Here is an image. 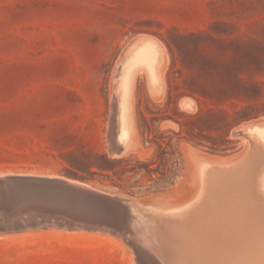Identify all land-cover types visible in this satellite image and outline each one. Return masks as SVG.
Here are the masks:
<instances>
[{"label":"rangeland","instance_id":"374dc122","mask_svg":"<svg viewBox=\"0 0 264 264\" xmlns=\"http://www.w3.org/2000/svg\"><path fill=\"white\" fill-rule=\"evenodd\" d=\"M147 37L163 52L161 88H151L144 70L136 74L135 139L115 156L117 80L127 54ZM208 69L260 87L258 99L239 101L257 105L260 115L231 130L226 150L208 148L216 131H205L211 138L184 137L199 131L189 115L216 107L189 88L210 82L201 75ZM185 100L194 107L183 106ZM250 122H264V0H0V174L64 176L143 201L181 204L197 191L196 158L241 155L248 143L233 131ZM178 131L181 164L170 189L149 190L152 182L132 172L83 179L70 170L68 160L83 152L125 157L130 166L150 160L158 150L150 139ZM257 150L236 174L215 176L204 200L176 223L175 248L151 259L137 258L130 244L107 231L19 224L0 226V264H264V195L256 181L264 152Z\"/></svg>","mask_w":264,"mask_h":264},{"label":"water","instance_id":"95a60500","mask_svg":"<svg viewBox=\"0 0 264 264\" xmlns=\"http://www.w3.org/2000/svg\"><path fill=\"white\" fill-rule=\"evenodd\" d=\"M183 106L194 107V104L185 100ZM257 123L264 124L250 122L233 131L248 144L241 157L230 161L228 166H242V170L255 155L261 154L257 151L252 131ZM119 134L120 131H110V151L115 156H122L128 149L119 141ZM262 158L260 171L264 172ZM205 161L204 157L196 158V169ZM210 163L211 166L218 164ZM223 174L236 173L225 171L217 175ZM173 208L170 199L143 201L64 176L0 174V226L22 224L107 231L130 244L137 258L151 257L175 244V219L171 215L163 217L162 212Z\"/></svg>","mask_w":264,"mask_h":264},{"label":"trees","instance_id":"16d2710c","mask_svg":"<svg viewBox=\"0 0 264 264\" xmlns=\"http://www.w3.org/2000/svg\"><path fill=\"white\" fill-rule=\"evenodd\" d=\"M204 78H211L210 82L194 83L189 88L192 94H199L216 104V107L204 110L200 107L195 114L188 116L194 127L199 131H187L184 137L190 141L197 138H211L205 131H216L218 138H213L212 145H207L212 151H219V148L226 147L232 141L228 138L231 130L245 121L257 118L261 111L258 106L252 103H239V101L258 99L257 93L260 87L239 75L222 71L221 69L201 71ZM195 96V95H194ZM171 97V94H170ZM199 100L200 98L197 97ZM181 126L182 121L176 120ZM193 130V129H191ZM182 131L157 133L152 139L157 146L156 157L150 160H137L132 166L131 161L125 157H112L106 152L87 154L82 156L74 155L75 158L69 159L71 171L78 177L90 179V176L101 174L111 176L110 173L118 175L120 178L127 172L131 175L139 174L140 179L147 177L152 183L148 186L149 190L163 191L170 189L176 182L181 164L180 154H177V142L182 137ZM218 139V140H217ZM72 155V154H71ZM85 173V174H84ZM130 177L126 176V180ZM137 180V182L140 181ZM124 180V179H121ZM126 182V181H125ZM121 185V183H116ZM123 186V185H121ZM132 188L134 185H126Z\"/></svg>","mask_w":264,"mask_h":264},{"label":"bare ground","instance_id":"6f19581e","mask_svg":"<svg viewBox=\"0 0 264 264\" xmlns=\"http://www.w3.org/2000/svg\"><path fill=\"white\" fill-rule=\"evenodd\" d=\"M156 41V40H155ZM152 39L144 38L141 39V42L137 43L127 54L126 59L122 63L119 78L117 80V95L115 100V111L116 116H114L113 120V127L112 131H120V134L118 136L119 141L121 143H124L126 145V148H130L133 146L134 142V121H133V115H132V90H133V83L134 79L136 77V74L140 70H144L147 74L149 84L153 90H158L161 88V72H160V66H162V51L161 46H159L156 42ZM164 55V54H163ZM116 89V88H115ZM113 105V104H112ZM113 110V112H114ZM253 131V137L256 143V147L261 149V152H264V124H256ZM247 148V146H246ZM244 149V152L246 150ZM258 151V150H257ZM260 151V150H259ZM243 154V153H242ZM241 154V155H242ZM241 155H237L236 158H217V159H210L205 158L206 161L202 162L199 167H197V177H198V187L197 191L195 192L194 196L184 203L178 204L173 203L174 208L173 209H163V217H166L167 215H171L172 219H175L174 227L176 228V223L179 221L184 220L187 216V210L191 206H198L197 204L200 203V201L204 198L205 194H208L206 192L209 191L212 181L214 182V178L218 173H224L225 171H234L236 170V167L234 166H228L227 164L230 161H233L235 159H239ZM264 157V156H263ZM208 161V162H207ZM211 162L218 163L216 166H211ZM254 164V163H253ZM239 167V166H238ZM239 170V169H237ZM236 170V171H237ZM258 171V169H257ZM256 171V172H257ZM235 173V172H234ZM259 175V176H258ZM213 178V179H212ZM244 178V177H243ZM248 179V178H247ZM257 183L258 187L261 190V192L264 195V172L259 171L257 172ZM245 182V179H244ZM240 183V182H239ZM248 189V188H247ZM246 190V189H245ZM228 191V190H227ZM237 192V191H236ZM231 193V192H230ZM209 196V195H208ZM240 196V194H239ZM262 197V195H261ZM264 199V198H263ZM204 200V199H203ZM233 201V200H232ZM264 201V200H263ZM231 203V202H230ZM249 205V204H248ZM233 206V204H232ZM234 207V206H233ZM228 208V207H227ZM231 208V207H229ZM228 208V209H229ZM212 209V208H211ZM192 210V209H191ZM190 210V211H191ZM204 210V209H203ZM233 210V209H232ZM262 210V209H261ZM228 211V210H227ZM207 212V211H206ZM213 212V211H212ZM218 212V211H217ZM190 213V212H188ZM224 213V212H223ZM226 213V212H225ZM235 213V212H234ZM238 214V213H237ZM249 214V213H248ZM218 219V218H217ZM222 219V218H221ZM229 219V218H228ZM233 219V218H232ZM213 220V219H212ZM219 220V219H218ZM217 220V222H218ZM232 222V221H231ZM230 226V225H229ZM210 228V227H209ZM187 229V228H186ZM233 229V228H232ZM210 231V230H209ZM255 232V231H254ZM197 233V232H196ZM241 233V232H240ZM162 234V233H161ZM245 235V234H244ZM250 235V234H249ZM165 237V235H164ZM205 237V236H204ZM203 237V238H204ZM240 237V236H239ZM216 238V237H215ZM249 238V237H248ZM205 239V238H204ZM253 239V238H252ZM176 240V239H175ZM195 240V239H194ZM238 241V240H237ZM179 242V241H178ZM259 242V241H258ZM187 243V242H186ZM214 243V242H213ZM211 244V243H209ZM225 244V243H224ZM179 245V244H178ZM215 245V244H214ZM217 245V244H216ZM219 245V244H218ZM175 246V245H174ZM173 246V248H175ZM178 249V248H177ZM229 249V248H228ZM261 249V248H260ZM175 250V249H174ZM217 250V249H216ZM163 251V250H162ZM161 251V252H162ZM176 251V250H175ZM242 251V250H241ZM248 252V249L244 252ZM257 251V249H256ZM215 252V251H214ZM243 252V254H244ZM246 252V253H247ZM264 252V251H263ZM185 253V252H184ZM190 253V252H189ZM193 253V252H192ZM253 253V252H252ZM208 254V253H207ZM249 254V252L247 253ZM158 255V254H156ZM161 255V254H160ZM159 255V257H160ZM167 255V254H166ZM181 254L177 255V257L174 258H181ZM183 255V253H182ZM236 256V254H234ZM164 256V254H163ZM174 256V255H173ZM180 256V257H179ZM191 256V255H190ZM195 256V255H193ZM152 257V256H151ZM151 257H148L147 259H151ZM166 257V256H165ZM215 257V256H214ZM213 257V258H214ZM153 259V258H152ZM171 259V257H170ZM173 259V258H172ZM175 259V260H176ZM197 259V258H196ZM192 260V259H191ZM190 260V261H191ZM205 260V259H204ZM203 260V261H204ZM237 261V260H236ZM242 261V260H241ZM260 261V260H259ZM140 262V261H139ZM160 262V261H159ZM166 262V260H165ZM168 262V261H167ZM170 262V261H169ZM174 262V260H172ZM180 262V261H177ZM184 262V260H183ZM194 262V261H193ZM191 261V263H193ZM247 262V261H246ZM154 261H143L142 264H153ZM171 263V262H170ZM175 263V262H174ZM216 263V262H215ZM239 263V262H238ZM156 264V263H155ZM168 264V263H166ZM181 264V263H180ZM185 264V263H184ZM190 264V262H188ZM194 264V263H193ZM208 264V263H207ZM219 264V263H218ZM221 264V263H220ZM250 264V263H249ZM260 264V263H259Z\"/></svg>","mask_w":264,"mask_h":264}]
</instances>
